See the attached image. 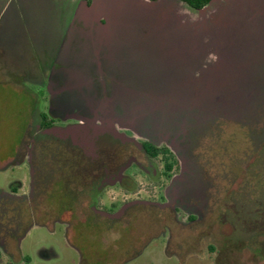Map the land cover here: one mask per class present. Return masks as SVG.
I'll list each match as a JSON object with an SVG mask.
<instances>
[{"label":"rangeland","instance_id":"rangeland-1","mask_svg":"<svg viewBox=\"0 0 264 264\" xmlns=\"http://www.w3.org/2000/svg\"><path fill=\"white\" fill-rule=\"evenodd\" d=\"M152 2L0 0V264H264V0ZM51 72L70 102L115 106L140 140L168 142L191 217L90 212L93 174L117 143L93 159L37 137L29 166ZM42 157L62 181L48 186ZM111 195L121 200L110 189L106 209Z\"/></svg>","mask_w":264,"mask_h":264},{"label":"flooded vegetation","instance_id":"flooded-vegetation-1","mask_svg":"<svg viewBox=\"0 0 264 264\" xmlns=\"http://www.w3.org/2000/svg\"><path fill=\"white\" fill-rule=\"evenodd\" d=\"M53 77L55 78L52 72L47 74L46 85H43L47 91L46 106L35 113L29 125L30 134L25 145V157L29 166L34 169L32 156L37 137L65 141L93 159L98 157L103 148L106 150L117 143L121 147L117 159L108 160L111 166L103 165L93 174L92 179L96 183L93 192L90 191L89 211L99 216L120 218L132 206L154 205L168 208L174 214L181 212L186 217H191L181 205L187 203L190 195L184 192L183 182L177 177L181 173L178 156L168 142L140 140L137 129L123 121L124 113L115 106L107 107L105 102L88 105L85 101L77 106L70 102V96L61 93L67 91L65 84H54ZM146 142L154 145L151 151ZM44 161L47 168L44 179L48 186L65 178L62 171L50 166L53 162L50 157H45L43 163ZM169 164L171 167H168ZM128 169L131 171L127 172ZM142 183L144 186H141ZM110 189L118 192L121 200L116 201L115 195H111L109 207L106 209L103 197ZM11 190L14 192L16 189ZM141 193L149 195L150 200H140L145 203H132L139 201ZM155 199L160 202L154 203ZM122 207L124 209L118 214ZM11 229H4V236ZM7 247V242L0 241V258Z\"/></svg>","mask_w":264,"mask_h":264},{"label":"trees","instance_id":"trees-1","mask_svg":"<svg viewBox=\"0 0 264 264\" xmlns=\"http://www.w3.org/2000/svg\"><path fill=\"white\" fill-rule=\"evenodd\" d=\"M87 4L91 3V0H84ZM180 2H183L186 4L189 8L192 10H199L205 6H207L210 2V0H178ZM147 148L151 151L152 148H154V145L150 142H146ZM166 148V147H165ZM166 150H168L166 148ZM168 167H171V164L168 165Z\"/></svg>","mask_w":264,"mask_h":264},{"label":"water","instance_id":"water-1","mask_svg":"<svg viewBox=\"0 0 264 264\" xmlns=\"http://www.w3.org/2000/svg\"><path fill=\"white\" fill-rule=\"evenodd\" d=\"M92 1H93V0H91V3H89V4H87L85 1H84V2H85V4L89 7V6L92 4ZM152 1L154 2V0H149V2H152ZM213 1H214V0H210L209 4H208L207 6L201 8V9H199V10H196V11H202V10H204V9L207 8V7H208ZM153 2H152V3H153ZM122 112L124 113V116H125V118H126L128 114H127L126 112H124V111H122ZM125 118H124V119H125ZM132 203H145V202L139 200V201H134V202H132ZM123 209H124V207H122V208L119 210L118 214H119L120 212H122Z\"/></svg>","mask_w":264,"mask_h":264}]
</instances>
